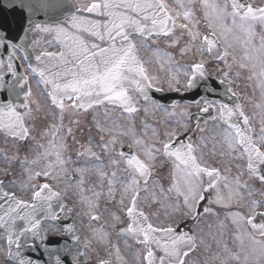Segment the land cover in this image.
Instances as JSON below:
<instances>
[{"label": "snow or ice", "instance_id": "1", "mask_svg": "<svg viewBox=\"0 0 264 264\" xmlns=\"http://www.w3.org/2000/svg\"><path fill=\"white\" fill-rule=\"evenodd\" d=\"M72 7L74 11L64 13L56 22L39 23L34 19L38 12L63 9V5L50 0H0V49L8 53L7 63L0 59V67H6L16 76L14 62L17 59H34L35 64L28 63V71L38 77V85L42 86L50 106L59 110V123L47 124L40 133L42 140H37L32 135L36 127L30 87L25 93L26 102L20 106L22 110L18 111L11 102L0 105V131L17 145L16 154L6 156L5 161L11 163L15 160L27 165L23 169L27 180L20 181L19 189L5 191V182L0 180V231L6 238L8 264H41L40 260H34L22 251L24 233L30 234L33 240L38 238L39 247L50 257L54 251L61 250L59 241L48 236V233L55 236L59 229L49 227L45 230L42 221L55 225L59 220L53 202L62 199L61 192L51 182H57L58 173L66 170V139L73 132L71 126L65 131L63 119L66 111L87 112L104 105L118 107L129 115L139 111L136 106L139 99L150 100L149 89L155 80L148 74L140 57V48L149 47L160 38L168 41L170 48H178L182 56L189 52L193 56L209 53L227 64L229 36L239 38V34H243L248 37L244 41L248 45L255 37L257 27L264 30V6L248 0H172L171 3L169 0H88ZM198 12L202 14L208 32L201 33ZM29 34L36 37L47 34L51 39H33ZM221 40L227 46L218 51ZM42 44L55 45L57 50L49 51L45 47L33 57L29 46L35 48ZM255 51L258 53L256 57L245 53L247 60L259 63V71L256 62L251 64L252 74L248 78H258L264 98V32ZM18 52L23 55L17 57ZM154 55L161 59L162 67L164 63H174L170 52L156 48ZM240 67L248 65L241 63ZM207 75L205 61L194 59L184 73L187 88L196 87L197 80H206ZM27 80V76H22L18 83L27 84ZM175 81L176 76H171L170 87ZM3 88H9V85L0 83V89ZM206 91L214 89L209 84ZM231 94L236 96L235 92ZM153 104L159 107L158 102ZM255 106L264 109V102ZM212 107L215 105L209 103L201 111L207 113ZM35 111H44L38 102ZM217 111L218 117L212 116L211 119H219L224 126L219 143L226 151L220 155L243 159V168L249 178L264 185V119L257 133L241 104L220 103ZM96 127H101L99 122ZM153 135H156L154 130ZM177 135L175 132L165 133L167 139L158 141L159 147L136 139L139 154L119 152V158L111 159L110 164L116 167L123 162L127 176H118L117 171L108 173L103 168L96 170L102 179L107 180L108 197L119 205V213L111 216L113 223L110 227L119 229L118 238H122L125 248L132 252L129 262L120 247L113 245L118 264H188L190 254L197 247L196 235L191 230H178L182 222L180 218L190 216L197 220L200 213L197 211L193 215V208L199 207V202L207 198L205 193L210 190L215 191V200L210 203L224 207H229L233 200H243L242 192L252 196L249 183L242 180L244 171L229 181L219 167L209 165L199 144L174 140ZM101 140L105 151L117 143L115 136L106 141L101 137ZM22 150L31 153V156L26 154L23 161L20 160ZM86 151L96 155L91 148ZM158 164L160 168L169 167L167 188L156 177ZM236 167L242 166L237 164ZM77 171L83 172L82 169ZM4 174H8L7 169ZM41 178L46 182H39ZM9 183L16 188V180ZM83 183L82 179L77 183L81 193ZM18 191L25 193L27 198L18 195ZM172 194H175L174 200ZM100 196V192H93L92 197L82 195L81 200L87 204L90 220L103 223L96 213ZM58 206L64 210L63 204ZM153 206L156 210H149ZM261 206H264V200L252 198L248 201L246 213L243 210L230 211L227 216L236 227L237 235H247L255 245L253 253L258 252L257 258L264 260V220L259 223L255 220L256 209ZM159 208L171 209L164 213L165 221L160 220ZM203 211L209 213L212 209L205 207ZM259 215L264 216V213ZM221 227H224L223 222ZM64 229V234L71 233L74 240H79L74 234V226L64 225ZM107 236L108 233L100 230L101 239ZM53 244L57 245L55 249L50 247ZM29 247L35 249L37 245ZM225 251H228L226 245ZM229 258L239 261L240 255L230 253ZM248 258L245 255V261ZM54 264H64L60 255L55 256ZM73 264H79V261L74 259ZM99 264H112V261L102 259Z\"/></svg>", "mask_w": 264, "mask_h": 264}, {"label": "rangeland", "instance_id": "2", "mask_svg": "<svg viewBox=\"0 0 264 264\" xmlns=\"http://www.w3.org/2000/svg\"><path fill=\"white\" fill-rule=\"evenodd\" d=\"M199 13V12H198ZM197 13V14H198ZM261 35V34H260ZM234 41H238V39H243V34H239V38L233 37ZM260 39L261 36L256 40V45H260ZM234 42V44H236ZM229 43V42H228ZM154 44H157L156 47H141L140 48V56L141 59L144 60L145 62V67L148 70V74L152 77L155 78L153 81V84H162L164 88L170 89L173 88V83L171 84L170 87V78L171 76L175 75L176 80H181L184 84L185 78H184V73L187 71L188 64L193 61L194 56L191 52L187 53L186 55H181L179 53L178 48L175 47H169V42L164 40L163 38H160L157 40ZM245 46V45H243ZM48 49V47L46 46ZM156 48H159L162 52L167 51L170 52L173 56V60H177V63L179 64L178 66L175 65V62H167L164 63V66H161V59H158L156 55H154V50ZM36 50L41 49V47L36 46ZM250 48L248 47H241L237 48V50H228L229 51V56L226 57L227 59V67L225 70L220 71L217 70L215 72L216 74H221L223 76L225 72L229 73L226 77L230 78L231 75L234 76V81L239 84V92L243 95V100L245 103L250 104L253 103L255 106L256 104L253 102L251 96L249 95V85L252 83L251 79L248 77L252 74L250 71L251 66L249 65L248 67L241 68L240 64L242 61H247L245 58V51L249 52ZM200 55V54H199ZM257 56V55H256ZM235 57L236 59L234 60H229L230 58ZM251 62V61H250ZM257 70V69H256ZM255 76L253 77V80H255ZM256 80H258L256 78ZM259 82L256 81L255 85H258ZM258 97L262 98V92L261 88L258 89ZM40 97L37 98L36 92L33 93L31 100L33 103L31 104V107L34 109L33 111V121L35 123L36 131L32 133V135L36 136L37 140L42 139L41 138V130L46 126L43 122H41V116L38 114L39 112L35 111L36 107V102H38ZM264 100V98H262ZM258 103H261L258 100ZM139 106L138 108L140 109L136 113H133L131 115H127L126 118H128L127 121L134 123L136 126L134 129H137V134L138 139H142L147 143V140H151L153 138V130L158 127H163L165 130L163 131V136H165V133L167 132H175V128L177 125H181L182 123H185L183 120L187 119L188 117V112H189V106L186 104H176L175 106L171 108L163 107L160 106H154L153 102L148 101V102H138ZM144 109H147L145 111ZM111 110H98L92 113H87L86 116H81L79 115V112H71V111H66L64 113V119H63V125L65 127V131L67 127L71 126L73 129V132L71 135H69L70 141L68 142L67 146L69 147L70 154H72L78 161H88L89 156H92L88 154L86 151L88 148H91V151L94 152L97 156L98 154L100 156H103L104 158L107 159L108 163L110 164L111 159H118V156L113 153V149L117 147V143L110 148L109 151H105L102 148V143L103 141L101 140V137L104 138V141L109 140L111 137L106 136V132L109 133H115L117 136V140H126L127 137L124 135L123 136V131L119 129L117 132L115 131L116 126L113 125V123H108L103 126L100 122H103L105 119H98L99 116H105V115H114V112H109ZM59 113V112H58ZM153 115H157L159 118L157 123H154L155 120L153 119ZM95 117V119H94ZM130 118V120H129ZM116 119L114 122L118 121V127L123 128V123L127 127V121L126 119H123L120 115H116ZM75 121H79V123H74ZM97 122L100 124V128L96 127ZM147 125V127H145ZM40 131V132H39ZM213 133L214 135H209V133ZM223 134V129L220 128L219 124H214L212 123L210 126H205L203 130L199 131V138L197 139V143L199 145H204L208 146L209 144H214L216 147H209V148H202V149H208L207 151L212 153L213 155H218L220 162L223 163V171H227V168L225 167L224 162L226 160H231L232 157L229 155H224L221 156L220 153L222 151H226L222 143H219L221 141V138ZM68 137V136H67ZM215 137V141L213 138ZM203 138V139H202ZM130 141H134V138H129ZM166 138H163L162 140H166ZM14 140H6L5 144L2 145V149L4 150L5 154L9 153L12 150V145L14 144ZM202 143V144H201ZM219 146V147H218ZM213 149V150H212ZM79 153H84L83 155H79ZM70 154L67 156L66 160V167L68 169L74 168L76 171L77 169H82L83 172L77 171L78 175L81 177L83 174H88L89 172L92 171V168L87 165H76L74 166L72 164V160L69 158ZM213 161V162H212ZM211 157L209 159L210 165H216L215 162ZM111 165V164H110ZM115 171L118 172H123L125 173L124 169L121 167V164L113 168ZM23 171V170H22ZM24 172V171H23ZM162 172V171H160ZM167 172V171H165ZM240 172L238 170L235 173V176L237 173ZM95 175L96 172H94ZM159 173V171H157ZM126 174V173H125ZM228 176H231V173H227ZM234 176V177H235ZM27 177L26 173L24 172V176ZM232 179L231 177H229ZM228 178V179H229ZM78 181L80 179H77L76 182H73L75 186H77ZM58 185L63 188L65 191L69 192V196L71 199H74L76 202H78V209L74 210V216L79 217V214L81 212L83 213H88V207L87 204L84 203L81 200V196L83 195L84 197H92L93 192H100L103 193L104 189L106 188V185L102 187L98 180L95 178L94 180H87L84 178V183L81 187H83L84 191L81 193L80 187H77L76 191L70 192V189H72V186H68L67 183L60 178V175H58ZM91 183V184H90ZM90 189L89 192H87ZM252 193V192H251ZM258 193V192H257ZM253 194V193H252ZM259 195L263 196V194L258 193ZM103 196V195H101ZM247 196V203L244 206L243 209H239L237 211L243 210L245 213L248 211L247 209V204L249 199L254 198L252 195L251 197ZM212 211L209 213H205V215L202 217V219L197 223L195 227V235H196V241H197V247L195 250L191 253V255L188 258V264H222L224 262V252L223 250V244H222V233L221 230L223 227H221V223L226 220L224 218V215L230 212L231 210H224L222 204H217L212 202L211 205L209 206ZM109 208L106 207L102 213H107L110 210ZM156 206H153L150 210L155 211ZM233 212V211H231ZM230 218V217H229ZM231 221V218H230ZM52 227V226H49ZM84 231L89 234L91 233V229L89 227H85ZM233 232L236 233L235 237V242L238 246L239 249H243V256L239 260L237 264H264V260L258 259V252L253 253V248L255 245H253L252 241L248 238L247 235L241 234L240 236L237 235V229L235 226H233ZM258 239V238H257ZM233 250V249H232ZM235 254L237 253V250H233ZM245 255H248L249 258L247 261H245L244 257ZM236 260L232 259V263H235Z\"/></svg>", "mask_w": 264, "mask_h": 264}]
</instances>
